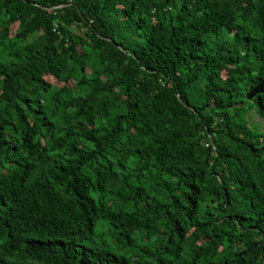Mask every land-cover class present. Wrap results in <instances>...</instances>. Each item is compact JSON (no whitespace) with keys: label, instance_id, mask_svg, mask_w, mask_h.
I'll use <instances>...</instances> for the list:
<instances>
[{"label":"trees","instance_id":"trees-1","mask_svg":"<svg viewBox=\"0 0 264 264\" xmlns=\"http://www.w3.org/2000/svg\"><path fill=\"white\" fill-rule=\"evenodd\" d=\"M264 0H0V264H264Z\"/></svg>","mask_w":264,"mask_h":264},{"label":"water","instance_id":"water-1","mask_svg":"<svg viewBox=\"0 0 264 264\" xmlns=\"http://www.w3.org/2000/svg\"><path fill=\"white\" fill-rule=\"evenodd\" d=\"M258 92H264V81L259 82L252 89H250L247 93V96L252 98Z\"/></svg>","mask_w":264,"mask_h":264},{"label":"rangeland","instance_id":"rangeland-1","mask_svg":"<svg viewBox=\"0 0 264 264\" xmlns=\"http://www.w3.org/2000/svg\"><path fill=\"white\" fill-rule=\"evenodd\" d=\"M253 118L256 121H259L262 123V125H264V119H261L255 112H253Z\"/></svg>","mask_w":264,"mask_h":264}]
</instances>
